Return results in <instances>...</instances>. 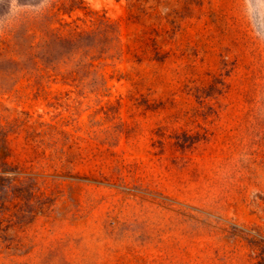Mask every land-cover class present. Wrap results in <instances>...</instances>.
Returning <instances> with one entry per match:
<instances>
[{
	"label": "rangeland",
	"instance_id": "1",
	"mask_svg": "<svg viewBox=\"0 0 264 264\" xmlns=\"http://www.w3.org/2000/svg\"><path fill=\"white\" fill-rule=\"evenodd\" d=\"M78 1L0 0V264H264V0ZM90 13L104 79L40 81Z\"/></svg>",
	"mask_w": 264,
	"mask_h": 264
},
{
	"label": "trees",
	"instance_id": "2",
	"mask_svg": "<svg viewBox=\"0 0 264 264\" xmlns=\"http://www.w3.org/2000/svg\"><path fill=\"white\" fill-rule=\"evenodd\" d=\"M54 8L58 13L65 10L69 14L83 9L78 0L61 3ZM58 13L47 18L54 20ZM90 14L96 16L92 20V29H80L75 20L57 18L55 22L58 25H45L36 31L37 36L34 37L40 39L39 59L43 65L40 81L52 77V74L47 75L49 71H53L56 78L60 76L63 84L76 88L95 87L98 80L104 79L97 70L98 64L120 56V32L105 15Z\"/></svg>",
	"mask_w": 264,
	"mask_h": 264
}]
</instances>
